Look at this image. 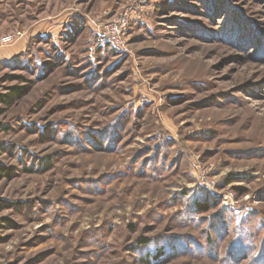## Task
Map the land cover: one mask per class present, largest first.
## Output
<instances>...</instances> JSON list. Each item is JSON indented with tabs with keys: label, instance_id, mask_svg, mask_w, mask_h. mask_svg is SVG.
<instances>
[{
	"label": "rangeland",
	"instance_id": "374dc122",
	"mask_svg": "<svg viewBox=\"0 0 264 264\" xmlns=\"http://www.w3.org/2000/svg\"><path fill=\"white\" fill-rule=\"evenodd\" d=\"M8 34L0 264H264V0H0Z\"/></svg>",
	"mask_w": 264,
	"mask_h": 264
},
{
	"label": "trees",
	"instance_id": "16d2710c",
	"mask_svg": "<svg viewBox=\"0 0 264 264\" xmlns=\"http://www.w3.org/2000/svg\"><path fill=\"white\" fill-rule=\"evenodd\" d=\"M12 89V94L11 95H15V94H17L18 92H20V88L19 87H16V86H14V87H12L11 88ZM6 96L7 95H1L0 96V102H5V103H8V98H6ZM7 175H9V172L7 171V168H5V167H1V165H0V179L2 178V177H6ZM209 208V206L207 205H204L203 207H201V209H203V210H206V209H208ZM141 242H142V245H147L149 242H150V240L148 239V238H143L142 240H141ZM147 261H149V260H147Z\"/></svg>",
	"mask_w": 264,
	"mask_h": 264
},
{
	"label": "crops",
	"instance_id": "0c3cea01",
	"mask_svg": "<svg viewBox=\"0 0 264 264\" xmlns=\"http://www.w3.org/2000/svg\"><path fill=\"white\" fill-rule=\"evenodd\" d=\"M8 47V48H6ZM12 45L8 44V45H4V46H0V59H4V58H8L11 57L12 54L14 53V49L11 48Z\"/></svg>",
	"mask_w": 264,
	"mask_h": 264
},
{
	"label": "built area",
	"instance_id": "2783aa9c",
	"mask_svg": "<svg viewBox=\"0 0 264 264\" xmlns=\"http://www.w3.org/2000/svg\"><path fill=\"white\" fill-rule=\"evenodd\" d=\"M16 35H18V33ZM13 41H14V34L5 35L0 39V46L8 45Z\"/></svg>",
	"mask_w": 264,
	"mask_h": 264
}]
</instances>
